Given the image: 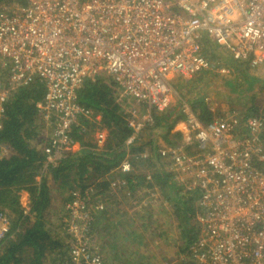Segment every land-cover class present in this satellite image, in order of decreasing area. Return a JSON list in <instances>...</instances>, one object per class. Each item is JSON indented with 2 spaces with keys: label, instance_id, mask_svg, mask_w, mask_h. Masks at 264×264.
Here are the masks:
<instances>
[{
  "label": "built area",
  "instance_id": "2783aa9c",
  "mask_svg": "<svg viewBox=\"0 0 264 264\" xmlns=\"http://www.w3.org/2000/svg\"><path fill=\"white\" fill-rule=\"evenodd\" d=\"M206 40L264 78V0L1 4L0 129L8 95L39 82L44 93L36 106L47 141L41 147L43 170L75 145L69 133L79 121L95 126L94 142L103 144L100 115L76 100L85 80L102 76L117 88V102L131 131L124 141L129 146L152 124L150 111L169 108L174 80L187 81L204 71L229 73L227 66L204 56ZM207 107L211 121L201 124L182 102L183 144L158 151L168 158L171 181L198 193L196 238L188 247L189 259L192 264H264V112L243 116L230 109L217 114L209 102ZM3 150L0 147V153ZM128 159L145 161L147 156L129 154L115 169L130 172ZM145 181L153 183L149 174ZM126 188V181L117 179L109 191L113 195ZM149 188L138 202L140 208L161 202L157 188ZM89 199L88 190H73L64 202L66 264H104L91 243ZM9 222L0 213V241Z\"/></svg>",
  "mask_w": 264,
  "mask_h": 264
},
{
  "label": "trees",
  "instance_id": "16d2710c",
  "mask_svg": "<svg viewBox=\"0 0 264 264\" xmlns=\"http://www.w3.org/2000/svg\"><path fill=\"white\" fill-rule=\"evenodd\" d=\"M11 2L12 0H0V5ZM218 51L221 50L212 46L207 40L203 42L202 53L208 59L228 67L245 68L241 63L233 61L225 52L227 57L223 59ZM213 73L204 71L187 81H176L179 82L177 87L184 88L197 80L195 78L198 76L203 77ZM43 93L42 83L33 82L28 86L15 89L8 95L4 105L0 147L7 149L8 153L5 155L0 153V213L9 218L10 227L4 239L0 241V264H66L67 244L63 243L61 246L57 239L50 238L49 225H46L43 219V213L50 204L47 177H50L55 187L62 190L82 191L89 185L90 180L94 182L99 175L117 167L124 157L129 154H139L142 151L135 146L138 139L129 146L124 144L131 131L117 102L116 86L110 78L95 77L82 83L77 91L76 100L80 105L100 115L101 126L107 131L102 151L98 152L96 145H93L95 126L87 121H79L77 126L71 128L69 136L75 144L79 145L80 150L48 164L43 170L45 157L41 147L46 145L47 141L44 136L41 137L44 133L43 124L36 106L41 101ZM205 99L203 96H197L192 98L190 103L201 124L208 123L212 118ZM260 110L264 111L251 106L244 111L243 116L255 115ZM150 113L152 124L144 130L155 132V135L162 137L168 145L181 140L178 133L169 140L172 125L183 118L177 107L170 111L167 109L161 113L154 111ZM46 134L49 136V132ZM162 173L158 172L150 176L153 182L151 186L157 188L160 197L169 205L170 212L167 216L173 218L172 229L176 230L178 242L176 248L179 255L177 258H181V255L189 257L188 247L196 238L198 193L184 191L171 181L169 174ZM22 191L28 193L31 201L26 214L19 205V193ZM147 211L151 214V210L147 209ZM29 219L34 221L33 225L30 228L25 227L22 234H16L17 228L20 229L18 224L23 226ZM161 220L162 225L164 221L161 222ZM153 227V230H149L150 234L156 232L155 224ZM161 232L166 233V231ZM11 235L14 236L11 238ZM165 235L159 233L156 236L154 233L150 239L156 237L163 240ZM64 237L68 241V237L66 235ZM179 260L178 264H192L191 261L184 262L182 258Z\"/></svg>",
  "mask_w": 264,
  "mask_h": 264
},
{
  "label": "crops",
  "instance_id": "0c3cea01",
  "mask_svg": "<svg viewBox=\"0 0 264 264\" xmlns=\"http://www.w3.org/2000/svg\"><path fill=\"white\" fill-rule=\"evenodd\" d=\"M173 82H176V80ZM185 101V99L179 97L176 99L173 95L168 111L175 107L180 110L181 103ZM190 103L191 101L189 100L187 104L190 106ZM205 103L207 106L208 101L206 99ZM180 121L181 120H177L172 125L169 140H172V137L177 133L181 134L179 132V129L182 127ZM103 130L105 131V135H107V131L104 127ZM43 135L44 134H42L41 137ZM182 144L183 142L180 140L175 141V144L173 145L177 146ZM93 145H96L97 151L101 152L104 143L94 144L93 136ZM173 145H168L162 137L155 135V132L153 133L151 131L149 132V130H144L135 146L141 148V153L146 154L147 159L145 161L140 160L138 162H131L133 160L128 159L132 164V170L130 172L120 173L115 169L116 167L111 168L107 173L99 175L94 182L90 180L88 182L89 185L85 187L84 190L80 191L83 192L88 190L90 193L89 209L93 217L91 243L94 251L103 258L104 264H138L137 260L139 258L140 260L144 258V244L150 240V236H154L155 232L150 234L149 230H153L154 225L152 219L156 216L150 207L140 208L138 205L140 198L144 196L145 191L151 186L145 181L144 177L148 174L150 176L156 175L158 172L168 174L166 172L168 158L165 155L159 154L158 151L166 150L173 147ZM186 148L191 149L190 146ZM79 150V145L76 143L63 158L68 154H75ZM7 153V149H4L1 154L5 155ZM125 158L126 157H124L120 163ZM117 179L126 181L127 188L111 195L109 191L110 183ZM47 185L49 187L50 204L43 213V219L45 220L46 225H49L48 230L50 232L48 233L50 238L57 239V242L63 246V243L67 244L64 237L65 234L62 233V220L64 217L63 205L64 202L69 199L71 191L76 189L62 190L59 187L57 188L53 185L49 176L47 177ZM55 192L58 193V196L56 195V197L54 195ZM160 199V204L167 207L168 211L165 213L168 214V212H170L169 205L161 197ZM30 202V196L27 192L22 191L19 193V205L23 211L29 210ZM163 206H161L160 209H163ZM147 209L151 210V214L150 212L148 213ZM145 211L147 215L145 214ZM159 222L160 220L158 221V224ZM33 223L34 221L29 219L24 222L23 226L18 224L20 229L17 228L16 234H22L24 229L28 227L30 228ZM155 235L157 236L158 233H155ZM13 236L14 235H11V238ZM45 261H47V259Z\"/></svg>",
  "mask_w": 264,
  "mask_h": 264
},
{
  "label": "rangeland",
  "instance_id": "374dc122",
  "mask_svg": "<svg viewBox=\"0 0 264 264\" xmlns=\"http://www.w3.org/2000/svg\"><path fill=\"white\" fill-rule=\"evenodd\" d=\"M218 52L223 59L227 57V53L225 54L223 51ZM244 67L246 69L243 67L227 66L229 73L223 76L215 73L203 77L198 76L195 78L197 80L186 85L184 88H178L179 82H173L174 97L177 99L180 96L187 103L192 98L203 96L212 107H215L217 114L234 109L243 115L244 111H247L251 106L264 110V78H262L259 70L247 66ZM54 195L56 197L58 193L55 192ZM161 206L163 205L157 204V206L150 207L156 214L152 222L156 227L155 233L166 235L163 237V240L162 238L159 240L153 237V239L144 244V258L139 261L137 260L138 264H178L181 258L184 262L190 261L188 256L185 257L186 255H181V258H177L179 256L177 253L178 248H176L178 242L176 241V230L172 229L174 227L173 218H170L165 213L168 211L167 207L163 206V209H160ZM158 218L164 221V225H161L160 222L158 225ZM156 219L157 222L155 221ZM161 231H166V233ZM62 233H64L63 229Z\"/></svg>",
  "mask_w": 264,
  "mask_h": 264
}]
</instances>
